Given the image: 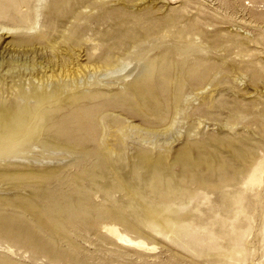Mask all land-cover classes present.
<instances>
[{
    "label": "rangeland",
    "instance_id": "obj_1",
    "mask_svg": "<svg viewBox=\"0 0 264 264\" xmlns=\"http://www.w3.org/2000/svg\"><path fill=\"white\" fill-rule=\"evenodd\" d=\"M0 264H264V0H0Z\"/></svg>",
    "mask_w": 264,
    "mask_h": 264
},
{
    "label": "bare ground",
    "instance_id": "obj_2",
    "mask_svg": "<svg viewBox=\"0 0 264 264\" xmlns=\"http://www.w3.org/2000/svg\"><path fill=\"white\" fill-rule=\"evenodd\" d=\"M107 229L110 232L115 233V235L118 237V239H120L126 243H130V244L134 243L130 238L126 237L125 235L116 233L114 228H107Z\"/></svg>",
    "mask_w": 264,
    "mask_h": 264
}]
</instances>
